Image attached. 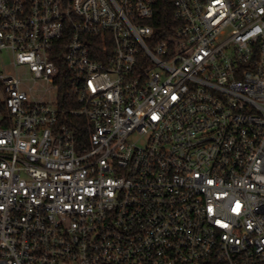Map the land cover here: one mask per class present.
<instances>
[{"label":"built area","instance_id":"obj_1","mask_svg":"<svg viewBox=\"0 0 264 264\" xmlns=\"http://www.w3.org/2000/svg\"><path fill=\"white\" fill-rule=\"evenodd\" d=\"M0 0V264H264V0Z\"/></svg>","mask_w":264,"mask_h":264},{"label":"rangeland","instance_id":"obj_2","mask_svg":"<svg viewBox=\"0 0 264 264\" xmlns=\"http://www.w3.org/2000/svg\"><path fill=\"white\" fill-rule=\"evenodd\" d=\"M13 74L21 80V88L26 91L28 99L33 102H53L57 97L54 87L45 80L35 79L27 66L13 67L7 53L0 55V70Z\"/></svg>","mask_w":264,"mask_h":264},{"label":"trees","instance_id":"obj_3","mask_svg":"<svg viewBox=\"0 0 264 264\" xmlns=\"http://www.w3.org/2000/svg\"><path fill=\"white\" fill-rule=\"evenodd\" d=\"M160 4L154 26L159 33H163L170 25L177 22H175L172 0H161Z\"/></svg>","mask_w":264,"mask_h":264}]
</instances>
